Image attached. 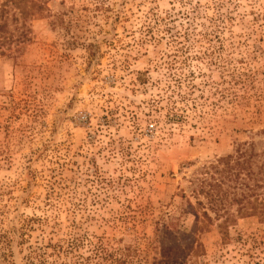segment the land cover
Segmentation results:
<instances>
[{
	"label": "rangeland",
	"instance_id": "1",
	"mask_svg": "<svg viewBox=\"0 0 264 264\" xmlns=\"http://www.w3.org/2000/svg\"><path fill=\"white\" fill-rule=\"evenodd\" d=\"M37 1L0 55V264H264V212L199 187L246 149L264 200V0Z\"/></svg>",
	"mask_w": 264,
	"mask_h": 264
},
{
	"label": "trees",
	"instance_id": "2",
	"mask_svg": "<svg viewBox=\"0 0 264 264\" xmlns=\"http://www.w3.org/2000/svg\"><path fill=\"white\" fill-rule=\"evenodd\" d=\"M44 11L37 0H0V55L28 40L27 23ZM17 52V51H15ZM254 155L246 149L220 158L205 170L206 178L199 187L218 216L230 221V205H237L239 216H253L264 212V200L259 199L258 182L253 171ZM264 177V165L261 166ZM260 174V173H259ZM205 216L208 215L205 213Z\"/></svg>",
	"mask_w": 264,
	"mask_h": 264
}]
</instances>
